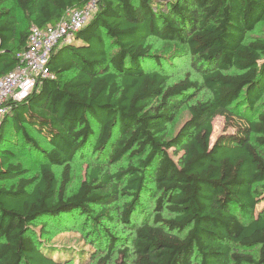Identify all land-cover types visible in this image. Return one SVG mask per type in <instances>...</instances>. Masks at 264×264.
Listing matches in <instances>:
<instances>
[{"label":"trees","instance_id":"16d2710c","mask_svg":"<svg viewBox=\"0 0 264 264\" xmlns=\"http://www.w3.org/2000/svg\"><path fill=\"white\" fill-rule=\"evenodd\" d=\"M88 1L0 0V77L18 65L32 25ZM261 24L264 0H96L51 50L52 78L10 101L0 124V156L19 146L38 161L30 176L20 163L0 168V180L16 179L0 186V264H82L47 255L39 230L112 220L124 195L130 233L105 232L92 264H264V37H251ZM150 39L177 43L199 79L171 81ZM182 106L187 118L166 136ZM216 116L223 130L211 143ZM84 155L95 165L70 191ZM124 157L134 163L111 172ZM145 194L151 216L132 220Z\"/></svg>","mask_w":264,"mask_h":264},{"label":"rangeland","instance_id":"374dc122","mask_svg":"<svg viewBox=\"0 0 264 264\" xmlns=\"http://www.w3.org/2000/svg\"><path fill=\"white\" fill-rule=\"evenodd\" d=\"M22 27V24L19 25ZM251 37H264V24L259 25L252 32ZM153 45V52L158 55V58L163 63V69L167 70L171 75V81L181 77L185 72H189L191 77L199 79V75L193 70L189 63V56L182 52L176 51L179 49V45L175 42H165L160 40L150 39ZM176 51V52H175ZM207 94L204 90L198 94V99L205 97ZM260 107L264 105V95L260 99ZM188 111L186 106H182L175 116L174 121L168 124L166 136H171L178 129L181 123L187 118ZM223 117L216 116L213 121V130L210 137L211 143L217 138V136L223 130ZM20 143V139L17 140ZM11 151V158L0 156V168L3 166H11L13 163H20L28 172L26 176L34 175L37 173L38 161L31 152L20 148L19 146H7ZM170 154L174 159H177L181 154V151L175 150ZM93 155H84L77 157L71 164L72 175L69 186L70 191H74L79 183L87 177L88 171L95 165ZM134 163L129 158L124 157L119 162L110 166V171H116L121 167H125L127 164ZM57 173L60 169L55 167ZM16 179L0 180V186L9 185ZM130 200L128 196H121V198L112 204L110 214L112 220L105 217L99 219V222L92 220V216L76 218L75 222L69 228H63L54 226L52 223H48L43 231L39 230V238L42 243V248L47 255L52 258L69 262V263H82L92 264L95 257L103 255L105 248L108 246L107 240H105V232H110L117 236L129 235L130 231L128 227H125L121 222V208L124 202ZM154 206V200L152 196L145 194L137 201V206L134 214L131 215L132 220L141 221L143 218L151 216ZM38 230V229H37ZM256 254V250H252ZM115 257V253L113 254Z\"/></svg>","mask_w":264,"mask_h":264},{"label":"built area","instance_id":"2783aa9c","mask_svg":"<svg viewBox=\"0 0 264 264\" xmlns=\"http://www.w3.org/2000/svg\"><path fill=\"white\" fill-rule=\"evenodd\" d=\"M96 10V0H89L81 8L68 10L57 22L29 30L26 48L18 54V65L0 77V124L10 101H20L37 86L52 78L48 68L51 50L62 39L82 27Z\"/></svg>","mask_w":264,"mask_h":264},{"label":"water","instance_id":"95a60500","mask_svg":"<svg viewBox=\"0 0 264 264\" xmlns=\"http://www.w3.org/2000/svg\"><path fill=\"white\" fill-rule=\"evenodd\" d=\"M163 1H169V0H163Z\"/></svg>","mask_w":264,"mask_h":264}]
</instances>
